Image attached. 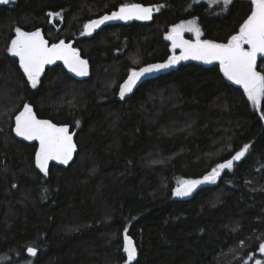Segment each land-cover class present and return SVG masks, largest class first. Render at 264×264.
<instances>
[{
	"label": "trees",
	"instance_id": "trees-1",
	"mask_svg": "<svg viewBox=\"0 0 264 264\" xmlns=\"http://www.w3.org/2000/svg\"><path fill=\"white\" fill-rule=\"evenodd\" d=\"M124 4L154 6L153 17L80 36L90 19ZM251 9V0L0 5V264H126L123 231L136 248L131 264H264V100L256 111L219 65L195 63L143 81L127 98L118 94L129 71L172 53L166 37L175 24L196 19L202 39L226 44ZM53 13L61 19L51 23ZM17 28L39 29L49 43L73 40L88 61L86 77L57 63L33 87L8 51ZM26 102L75 131L69 166L35 169L36 143L12 133ZM244 145L245 156L215 183L189 199L174 196L177 178L203 177ZM28 247L37 254L28 256Z\"/></svg>",
	"mask_w": 264,
	"mask_h": 264
},
{
	"label": "snow or ice",
	"instance_id": "snow-or-ice-1",
	"mask_svg": "<svg viewBox=\"0 0 264 264\" xmlns=\"http://www.w3.org/2000/svg\"><path fill=\"white\" fill-rule=\"evenodd\" d=\"M0 2L7 3L8 0H0ZM230 2L231 0H223L225 5ZM251 2L253 4L251 14L240 26L239 32L231 36L226 44L201 40V32L195 21L174 25L166 38L172 41L173 50L181 49V54L170 56L164 63L149 64L140 67L138 70L133 68L128 79L120 85V97L123 98L126 93H130L142 77L191 58L207 63L219 61L224 75L236 84L242 85L248 99L253 105L259 106L264 100V72L257 71L258 57L264 59V0H251ZM156 10L158 11L159 8L157 7ZM152 12V7H144L140 4H124L111 15L90 20L84 25V31L91 33L106 21L111 20H149L152 18ZM52 15L59 16L60 13ZM184 31L195 33V42L185 40L183 38ZM15 33V38L11 40L8 51L19 58L20 66L33 87H36L44 66L56 60H63L68 68L77 75L85 76L88 74V62L81 59L78 50L72 48L70 44H66L64 40L49 46L39 29L29 33L17 28ZM14 131L16 135L27 140H39L40 147L36 153V163L45 174H47L50 160H59L67 164L72 159L76 145L69 133L68 126H57L49 120L37 119L29 104H25L23 111L15 117ZM248 148L249 145H244L231 159L218 164L203 178L183 181L175 190V195L187 196L199 185L215 183L221 171L231 169L234 161L241 160ZM233 230L235 231V229ZM27 251L33 256L37 254L35 247H29ZM124 251L127 253L126 264H131L136 256V248L131 238L126 234ZM259 251L264 253V243L259 245ZM256 264H262V262L257 260Z\"/></svg>",
	"mask_w": 264,
	"mask_h": 264
},
{
	"label": "water",
	"instance_id": "water-1",
	"mask_svg": "<svg viewBox=\"0 0 264 264\" xmlns=\"http://www.w3.org/2000/svg\"><path fill=\"white\" fill-rule=\"evenodd\" d=\"M14 1H15V0H8L7 3L0 2V4H11V3H13ZM129 5H131V4H129ZM140 5H142V4H140ZM143 6H144V7H152V8H153V12H152V17H153V13H154V9H155V7H154V6H145V5H143ZM119 8H120V7H118L117 9L111 10V11H109V12H105V13H103V14H101V15H98V16H96V17L90 19V20L99 19V18H101V17L104 16V15H111L112 12H114V11H118ZM252 9H253V4H252ZM252 9H251V11H252ZM250 14H251V12H250ZM250 14H249V15H250ZM249 15H248V16H249ZM248 16H247V17H248ZM246 19H247V18H246ZM246 19H245V20H246ZM90 20H89V21H90ZM149 20H150V19H149ZM149 20H139V19L119 20V19H117V20L106 21V22H105L103 25H101L99 28H96V29L93 30L91 33H87V34H88V35H91V34H93L94 32H96L98 29H100V28H102V27H104V26H107V25H112V24H124V25H128V24H131V23H133V22H135V21L147 22V21H149ZM245 20H244V21H245ZM89 21H88V22H89ZM88 22H87V23H88ZM243 23H244V22H243ZM243 23H242V24H243ZM34 31H36V30H34ZM34 31H24V32H29V33H30V32H34ZM40 32H41L43 38H44L45 40H47V39L45 38L44 34L42 33V31H40ZM183 38H184L185 40H189V41H193V42H195V40H196V39L188 38V37H186V36H184V35H183ZM167 40H168V43L170 44V49H171L172 53H171V54H170V55H169L164 61H157V62H152V63H149V64L164 63V62H166V61L168 60V58H169L170 56H172V55H177V56H179V55L181 54V49H180V48H176L175 50H173V48H172V41L169 40V39H167ZM201 40H204V39H201ZM47 41H48V40H47ZM208 41H210V40H208ZM212 42H213V41H212ZM65 43H66V44H70V45L72 46V48L76 49V48L74 47V45H73V41H68V42H65ZM215 43H217V42H215ZM48 44H49V46H51V44L49 43V41H48ZM219 44H222V43H219ZM245 47H248V46L245 45ZM79 56H80L81 59L86 60V59L83 58L80 54H79ZM17 58H18V57H17ZM18 60H19V58H18ZM261 60H263V59H261V58L258 57V60H257V71H258V65H259V62H260ZM86 61H87V60H86ZM87 62H88V61H87ZM57 63H61V64L64 66L65 70H66L71 76H73V77H75V78H77V79H82V78L86 77V75H85V76H80V75H77L75 72H72V71L68 68V66L64 63L63 60H56L55 62H53V63H51V64H46V65L44 66V69H43L41 75L43 74V72L45 71L46 68L51 67V66H53V65H55V64H57ZM182 63H195V64H199V65L207 66V67H208V66H212V65H219V67H220V63H219V61H212L211 63H207V62H205V61H203V60H196V59H191V58H190V59H187V60H182V61L178 62L177 64L170 66V67L167 68V69H162V70H160V71H156V72H153V73H151V74H148V75L142 77V78L137 82V84L133 87V90H132L130 93H126L125 96H124L123 98H127V97H129V96L131 95V93H132V92H133V91H134V90H135V89H136V88H137V87H138L143 81L148 80V79L155 78V77H157V76H159V75H162V74H165V73L171 71L172 69L178 67V66H179L180 64H182ZM149 64L143 65V66H141V67L147 66V65H149ZM21 68H22V67H21ZM138 69H139V68H137V70H138ZM22 70H23V69H22ZM220 70H221L222 74L224 75V72L222 71L221 67H220ZM87 72H89V64H87ZM130 72H131V71L128 72V74L126 75L125 79L121 82L120 85H122V84L128 79V76L130 75ZM24 74H25V73H24ZM25 75H26V74H25ZM41 75H40V76H41ZM224 76H225V75H224ZM225 78H226L231 84H233V85H235V86L241 88V89L244 91L242 85H238V84H236L234 81L229 80L226 76H225ZM119 91H120V87H119ZM244 92H245V91H244ZM25 104H29V105H31L32 110H33V112L35 113L37 119H40V120H49V121H51L53 124H56L57 126H64V125H67V126H68L69 133L72 135L73 142H74V144L76 145L75 151L73 152V155H72V159H71L67 164L62 163V162L59 161V160H50V161L48 162V169H49V166H50L51 164H56V165L61 166V167H67L69 164H71V163L73 162V160H74V158H75V156H76V154H77V152H78V146H77V143H76V141H75V131L71 129V126H70L69 124H57V123L53 122L52 120H50L49 118L38 117L37 114H36V112H35L34 106H33L32 104L26 102V103H24V104L22 105V107L18 110V112H17V113L14 115V117H13L12 133H13V135H14L18 140H21V141H24V142H26V143H30V144H31V143H36V149H35L34 157H33V162H34V167H35V169H36L38 172H40V173H45L44 171H42V170L38 167V165H37V163H36V153L39 151V147H40L39 140H27V139H25L24 137H21V136L16 135V133H15V131H14V129H15V117H16L17 115H19V113H20L21 111H23V107H24ZM229 159H231V158H229ZM227 160H228V159H227ZM227 160H226V161H227ZM236 162H238V161H234V163H236ZM234 163H233V164H234ZM48 169H47V171H48ZM201 178H203V177L196 178V179H201ZM189 180H191V179H189ZM206 184H207V183L197 186V188L194 189V190L192 191V193L189 194V195H187V196H177V195H175V192H174V195H175L176 198H178V199H180V200L189 199V198H191V197H192V196L198 191V189H200L202 186H204V185H206ZM179 186H180V185H179ZM179 186H178V187H179ZM178 187H177V188H178ZM177 188H176V189H177ZM176 189H175V190H176ZM125 234H126L128 237H130V236L128 235L127 231H123V234H122V240H123V243H124V247H125ZM130 238H131V237H130ZM131 241L133 242L132 238H131ZM133 244H134V243H133ZM27 249H28V248H27ZM27 249H26V251H25L26 254L29 255V256H33L32 254H30V253L27 251ZM126 256H127V253H126Z\"/></svg>",
	"mask_w": 264,
	"mask_h": 264
},
{
	"label": "rangeland",
	"instance_id": "rangeland-1",
	"mask_svg": "<svg viewBox=\"0 0 264 264\" xmlns=\"http://www.w3.org/2000/svg\"><path fill=\"white\" fill-rule=\"evenodd\" d=\"M192 2H195V1H199V0H191ZM205 1H207L208 3H210V5L211 6H216V7H220V6H223V5H225L224 3H223V0H205ZM52 18H53V16H52ZM188 21H195V23H196V25L198 26V24H197V21H196V19H190V20H186V21H183V22H180V23H177V24H181V23H187ZM177 24H175V25H177ZM173 27V26H172ZM172 27L169 29V31H168V33L171 31V29H172ZM199 27V26H198ZM200 29V28H199ZM201 32V31H200ZM81 35H83V36H87V34L85 33V31H83V32H81L80 33V36ZM183 35H189V37L191 38V39H196V35H195V33H193V32H188V31H184L183 32ZM15 38V37H14ZM13 38V39H14ZM200 39H202V34L200 35ZM60 41V40H59ZM71 41H73V40H71ZM11 45V44H10ZM10 53V52H9ZM11 54V53H10ZM12 55V54H11ZM30 84H31V82H30ZM32 85V84H31ZM120 96V95H119ZM247 98H248V96H247ZM249 100V99H248ZM249 102H250V104H251V106H252V108L253 109H255L256 111H258L259 109H260V105L259 106H255V105H253V103L249 100ZM156 157H158V156H156ZM159 159V158H158ZM186 179H182V178H177V180H176V183H177V187L183 182V181H185ZM176 187V188H177ZM3 260H6V257H3L2 258ZM2 259H0V261L2 260ZM230 259H232V256H230ZM226 260H229V259H226ZM249 261H250V258L249 259H247V258H244L243 260H242V263L241 264H248L249 263ZM255 261V260H254ZM30 262H31V260L29 259V260H24V261H22V262H18L17 264H30ZM229 262V261H228ZM225 264H229V263H225Z\"/></svg>",
	"mask_w": 264,
	"mask_h": 264
},
{
	"label": "flooded vegetation",
	"instance_id": "flooded-vegetation-1",
	"mask_svg": "<svg viewBox=\"0 0 264 264\" xmlns=\"http://www.w3.org/2000/svg\"><path fill=\"white\" fill-rule=\"evenodd\" d=\"M16 1V0H15ZM14 1V2H15ZM13 2V3H14ZM0 5H6V4H0ZM54 14V13H53ZM52 16H53V18H52ZM61 19V17H60V15L59 16H54V15H52L51 14V16H50V20H51V23H54L55 21H58V20H60ZM22 31H25V30H22ZM41 31V30H40ZM87 34V33H86ZM88 35V34H87ZM61 40H64V39H61ZM64 41H66V40H64ZM69 41H71V40H69ZM66 42H68V41H66ZM51 43V42H50ZM73 45H74V41H73Z\"/></svg>",
	"mask_w": 264,
	"mask_h": 264
},
{
	"label": "bare ground",
	"instance_id": "bare-ground-1",
	"mask_svg": "<svg viewBox=\"0 0 264 264\" xmlns=\"http://www.w3.org/2000/svg\"><path fill=\"white\" fill-rule=\"evenodd\" d=\"M18 21V20H17ZM28 21V20H27ZM26 21V22H27ZM31 21V20H30ZM185 36V35H184ZM145 37V36H144ZM8 38V37H7ZM168 41V40H167ZM66 42V41H65ZM56 43H58V42H56ZM51 44H54V43H51ZM129 52V51H128ZM131 52V51H130ZM18 59V58H17ZM18 62H19V60H18ZM20 64V63H19ZM61 64V63H60ZM22 69V68H21ZM24 73V72H23ZM60 76V75H59ZM121 84V83H120ZM119 87H120V85H119ZM118 94H119V90H118ZM234 156V155H233ZM232 157V156H231ZM230 157V158H231ZM229 159V158H228ZM69 166V165H68ZM175 192V191H174ZM175 196V195H174ZM34 202V201H33ZM35 205V204H34ZM247 244V243H246ZM29 248V247H28ZM29 256V255H28Z\"/></svg>",
	"mask_w": 264,
	"mask_h": 264
}]
</instances>
